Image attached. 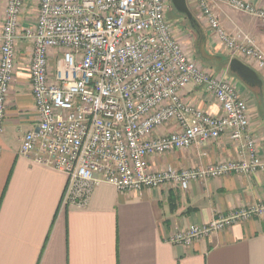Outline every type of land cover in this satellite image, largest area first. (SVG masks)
Segmentation results:
<instances>
[{
  "label": "built area",
  "instance_id": "2783aa9c",
  "mask_svg": "<svg viewBox=\"0 0 264 264\" xmlns=\"http://www.w3.org/2000/svg\"><path fill=\"white\" fill-rule=\"evenodd\" d=\"M193 1L198 19L228 55L264 79V52L248 34L229 35L215 7L225 3L263 23L264 8L245 0ZM1 3L0 133L25 44L39 121L23 137L20 155L68 177L64 207H85L102 184L120 193L164 186L186 191L195 182L264 171L258 141L250 133L248 101L182 45L168 18L170 0H6L3 11ZM188 86L215 97L223 115L210 116L184 100ZM166 126L176 130L160 134ZM226 133L239 149L235 161L150 168L156 156L205 145ZM253 218L264 219V204L209 225L188 226L167 241L191 246Z\"/></svg>",
  "mask_w": 264,
  "mask_h": 264
},
{
  "label": "crops",
  "instance_id": "0c3cea01",
  "mask_svg": "<svg viewBox=\"0 0 264 264\" xmlns=\"http://www.w3.org/2000/svg\"><path fill=\"white\" fill-rule=\"evenodd\" d=\"M245 1L264 8V0ZM187 3L192 22L170 0L168 17L171 8L179 16L175 32L203 67L222 75L246 98L250 133L264 160L263 75L255 70L263 81L260 89L230 72L231 56L198 19L197 4L193 0ZM5 6L6 0H2V11ZM215 11L229 35L248 34L264 52L262 21L225 3H219ZM26 49L25 44L19 49V69L8 94L5 129L0 133V264H264V219L260 218L214 232L191 246L167 241L188 226L209 225L235 211L264 204V171L195 182L186 191L164 186L141 194L120 193L114 186L102 184L85 207H64L68 177L20 155L23 137L39 121ZM182 97L210 116L223 115L215 97L203 88L188 86ZM175 130L166 126L160 134ZM238 157L239 149L226 133L205 145L156 156L150 159V168L195 169Z\"/></svg>",
  "mask_w": 264,
  "mask_h": 264
},
{
  "label": "water",
  "instance_id": "95a60500",
  "mask_svg": "<svg viewBox=\"0 0 264 264\" xmlns=\"http://www.w3.org/2000/svg\"><path fill=\"white\" fill-rule=\"evenodd\" d=\"M172 6L176 11L185 16L190 22L194 21V17L188 7L187 0H171ZM230 72L239 77L244 83L251 87L262 89L263 81L260 79L256 71L245 65L239 59H232L229 65Z\"/></svg>",
  "mask_w": 264,
  "mask_h": 264
},
{
  "label": "rangeland",
  "instance_id": "374dc122",
  "mask_svg": "<svg viewBox=\"0 0 264 264\" xmlns=\"http://www.w3.org/2000/svg\"><path fill=\"white\" fill-rule=\"evenodd\" d=\"M178 14L176 13L175 9L174 8H171V12H170V15H169V21L173 24L177 23L178 24ZM176 24V25H177ZM176 28H180V25H177Z\"/></svg>",
  "mask_w": 264,
  "mask_h": 264
},
{
  "label": "trees",
  "instance_id": "16d2710c",
  "mask_svg": "<svg viewBox=\"0 0 264 264\" xmlns=\"http://www.w3.org/2000/svg\"><path fill=\"white\" fill-rule=\"evenodd\" d=\"M200 53H201V51H200Z\"/></svg>",
  "mask_w": 264,
  "mask_h": 264
}]
</instances>
